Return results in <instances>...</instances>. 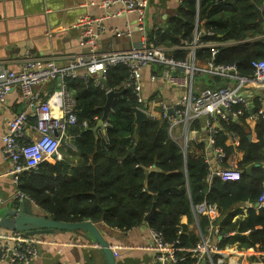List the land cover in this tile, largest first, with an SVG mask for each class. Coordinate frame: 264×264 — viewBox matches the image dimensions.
<instances>
[{
    "label": "trees",
    "instance_id": "trees-1",
    "mask_svg": "<svg viewBox=\"0 0 264 264\" xmlns=\"http://www.w3.org/2000/svg\"><path fill=\"white\" fill-rule=\"evenodd\" d=\"M263 3L264 0H199V3L184 0L178 12L167 20L166 26L158 31L152 30L149 39L164 47H173L182 40L192 41L199 10L200 25L213 32L202 40L223 42L217 46L215 64H235L241 76L252 77V62L264 58V24L257 23L254 9V4L261 7ZM213 49H199L197 62L210 61ZM168 55L178 61L185 58L182 50H171ZM204 74L208 77L196 78L197 82H205L204 87L218 86L223 82L221 78ZM128 78V69L117 66L107 73L108 88L96 85L97 76L89 77L88 82L66 79L67 88L77 102L79 124L70 134L76 136L73 144L77 151L72 150L74 154H71L72 158L78 159L79 165L72 167L69 160H62L56 166L43 164L36 172L23 173L18 189L33 199L43 214L57 221H91L122 232L146 222L157 195L158 210L149 220V227L166 241L178 242L183 249L194 248L201 236L188 231V225L181 223L182 217L187 216L192 223L197 205L217 204L218 219L214 224L219 225L224 235L237 231L234 236L226 235L219 247L238 241L242 247L264 253V209L251 207L243 221L235 222L233 218L238 211H231L241 203L255 205L263 189L264 117L261 113L254 110V114L259 115L256 142L249 139L245 122L248 112L238 121L220 122L216 144L226 154L222 168L231 166L229 158L234 154V149L226 144L229 135L239 137V149L245 153L236 165L242 174L240 180L223 181L210 174V155L205 138L189 142L185 151L172 137L167 119L149 118L139 136L133 138L136 129L134 108L138 104L132 89L125 87ZM109 90L123 91V94L113 103L105 133L95 136L91 128L103 115L101 107L107 102ZM83 121L88 123L87 128L81 127ZM134 147L135 151L128 154ZM254 164L260 165L256 167ZM250 166H253L252 171L247 173ZM196 220L204 232L210 220L206 216H199ZM179 256L185 257L179 264L195 263L185 251ZM219 257H213L214 264Z\"/></svg>",
    "mask_w": 264,
    "mask_h": 264
},
{
    "label": "built area",
    "instance_id": "built-area-1",
    "mask_svg": "<svg viewBox=\"0 0 264 264\" xmlns=\"http://www.w3.org/2000/svg\"><path fill=\"white\" fill-rule=\"evenodd\" d=\"M178 1L180 4L184 2V0ZM196 1L199 3V0ZM148 5L149 0H101L102 8H119L115 16L135 15V25H126L124 29L116 27L108 29L102 19L81 18L77 26L83 27L82 44L88 46V52L86 55L70 56L66 66L60 67L55 59L45 60L28 49L18 59L16 69H0V102H5L12 89L19 85L24 96L31 101L36 116V122H32L29 112L17 113L8 121L7 133L0 135L3 142L2 155L11 165L9 175L16 187L15 199L20 205L29 202L32 206H38L33 199L18 189L23 173L36 172L43 164L56 166L63 159L62 145L77 151L74 144L69 141L76 137L70 134V131L79 124L76 114L77 102L67 88L66 79H81L88 82L90 76L81 74L80 69L99 72L96 85L105 88L101 79L106 80L108 71L117 66L126 67L129 78L125 87L134 92L137 108L145 111L149 118L153 119H158L156 114L158 108L160 118L170 122L171 135L176 125L184 121L189 124L200 117H207L205 140L208 149L212 151V159H215L220 166L217 170L211 168V176L217 175L223 181L240 180L242 174L236 165L231 163L229 168H222L221 163L226 154L224 149L216 144V135L221 129V121L238 119L249 112L252 102L244 95L245 92L263 87L259 97L264 102V58L252 62L254 69L252 77L241 76L235 64H215L214 57L218 54V45H211V42L202 40V37L211 36L213 32L204 30L200 25L199 10L196 13V28L192 41L182 40L173 47L157 45L149 39V36L152 30L158 31L160 27L153 26L151 30L147 29ZM260 10L264 12V5ZM107 30L119 39L131 38L134 32H139L142 39L138 45L129 49L101 51L98 49V39ZM205 47L214 49L212 59L202 68L197 65L196 52ZM171 50L184 51V60L178 61L173 56H169L168 52ZM151 65H158L161 68L158 74L151 76L153 82L164 81L183 90L177 100L148 101L144 97L142 71ZM182 73L184 78L180 77ZM201 73L221 78L223 82L218 86L199 88L195 84V78ZM51 81H56L58 88L47 100L39 102L33 87L43 86ZM170 111L173 113L170 114ZM261 115L264 117V114ZM253 118H255L253 114L248 116V119ZM81 127L87 128L88 123L83 121ZM256 204L258 210L264 209V184ZM218 211L217 204L201 203L194 208V215L196 218L206 216L210 223L214 224L218 219ZM150 236L158 264H179L185 260V257L179 256V253L184 251L195 260L194 264H208L207 258L212 261L211 255L218 248L216 245H211L209 239L203 236L191 249L180 248L178 242L166 241L153 229ZM38 254V241L33 236L19 231L0 234V260L9 264H29Z\"/></svg>",
    "mask_w": 264,
    "mask_h": 264
},
{
    "label": "crops",
    "instance_id": "crops-1",
    "mask_svg": "<svg viewBox=\"0 0 264 264\" xmlns=\"http://www.w3.org/2000/svg\"><path fill=\"white\" fill-rule=\"evenodd\" d=\"M100 1L0 0V69H16L18 59L28 49L36 52L45 60L55 59L56 64L60 67L66 66L69 62V57L72 55H86L88 46L82 44L81 33L83 27L77 26L81 18L102 19L108 29L114 27L124 29L126 25H135V15L115 16L119 8H102ZM180 5L178 0H149L147 8L149 24L164 28L167 20L178 12ZM258 7L260 9V6ZM262 14L264 17V12ZM262 24H264V21ZM141 39L142 35L139 32L134 33L131 38L119 39L107 30L98 39V49L108 52L125 50L138 45ZM222 43L213 41L211 45H221ZM207 64V61L197 62V65L202 68L206 67ZM159 69L161 68L158 65H151L142 71L144 97L148 101L177 100L183 93L181 88L164 81L153 82L151 80V76L158 74ZM80 73L87 74L90 77L99 75V72L93 73L86 69H80ZM180 77L184 78V74L182 73ZM196 78V86L203 88V83L205 82H197ZM57 88L58 83L51 81L43 86L33 87V92L39 97V102H42L47 100ZM262 90L263 87H259L245 92L246 97L251 99L254 105L253 115L255 118L248 119L247 117L245 120L250 134L249 139L253 142L257 141L256 127L259 121V115L254 114V110L257 109L258 112L264 114V102L259 97ZM255 100L258 102L256 103ZM21 111L29 112L31 121L36 122L35 111L31 107V101L24 96L21 86L16 85L7 96L5 102H0V135L7 133L8 121ZM248 113L249 115L251 114L250 112ZM156 114L159 119L160 112L158 108L156 109ZM238 120L239 118L233 119V121ZM193 125L194 128H192ZM198 127H200V130ZM103 134L102 131L99 132V135ZM172 135L182 144L186 151L189 142L206 138L207 117H200L189 124L184 121L176 125ZM74 139L72 138L69 141L73 143ZM226 144L234 149V154L230 156L229 162L237 165L245 155L244 151L239 149V137L229 135ZM2 147L3 142L0 138V208L1 213H4L15 206L20 207V204L15 199L16 187L9 175L11 165L4 159ZM67 149L70 150V153L67 158L62 160H69L72 167L78 166V159L72 158L71 153L74 154V152L69 148ZM213 160L210 156L211 168L212 170H217L220 166L217 161ZM251 207H256V204L247 202L234 207L231 211H238V213L234 216L233 222L243 221ZM33 208L37 214L44 215L38 206H33ZM181 223L188 225V231H194L200 236L208 238L211 245L218 247L211 255L212 261L207 258L206 262L208 264H211V262L214 264V256H220L217 264H264V253L258 252L251 247H242L238 241L228 244L224 248L219 247L220 241L226 235L234 236L237 231L224 235L221 233L218 224L209 223L207 229L202 232L195 215L192 223L189 222L187 216L182 217ZM145 224L146 222L125 232L106 226L110 229L106 239L116 254L118 264H158L156 254L152 249L151 228L149 224L148 227L144 226ZM9 233L10 230L0 227V234ZM89 237L84 231H57L54 234L33 236L38 241L39 254L29 264H107L98 245ZM0 264L9 263L0 260Z\"/></svg>",
    "mask_w": 264,
    "mask_h": 264
},
{
    "label": "water",
    "instance_id": "water-1",
    "mask_svg": "<svg viewBox=\"0 0 264 264\" xmlns=\"http://www.w3.org/2000/svg\"><path fill=\"white\" fill-rule=\"evenodd\" d=\"M254 9L258 18L257 23L262 24L264 21V17L261 10L256 4H254ZM101 82L105 88H108V84L105 79H101ZM122 94L123 91L109 90L107 92V102L103 107H101L103 115L98 120L97 124L93 128H91V131L95 134V136H98L100 131L105 133L110 115L113 112V103L115 99L120 98ZM245 94L246 93H244V95ZM253 108L254 105L251 104V107L249 109V112L251 114H253ZM169 113L172 114L173 111H170ZM134 114L136 129L133 138H137L140 134L144 122L149 120V116L145 111L137 107L134 108ZM134 151L135 147L131 149L128 154H131ZM208 153L210 156H212V151L210 148L208 149ZM213 161H215V159ZM253 166L258 167L259 164H254ZM253 166L247 168V173H251ZM219 168L220 167H218V169ZM157 202L158 196L155 195L152 211L146 217V224L144 225L146 227H148L149 220L154 216V214L158 210ZM0 227L8 229L10 231L24 232L28 236L54 234L57 231H84L90 236L89 238L98 245L99 249L101 250L102 254L106 259L107 264H118L117 257L115 256L112 248L110 247L109 241L106 239L107 233L110 231V229L106 226H101L98 223H94L91 221H84L78 223L57 221L45 214H37L34 211V208L31 203L24 202L20 205V207L15 206L11 209L6 210L4 213H1L0 208Z\"/></svg>",
    "mask_w": 264,
    "mask_h": 264
},
{
    "label": "rangeland",
    "instance_id": "rangeland-1",
    "mask_svg": "<svg viewBox=\"0 0 264 264\" xmlns=\"http://www.w3.org/2000/svg\"><path fill=\"white\" fill-rule=\"evenodd\" d=\"M152 27H153V25H150V24H149V25L147 26V29H148V30H151ZM134 33H136V32H134ZM134 33H133V34H134ZM140 34H141V33H140ZM207 77H208L207 75H205L204 73H201V75H198L197 79H203V78H207ZM34 87H35V86H34ZM61 152L63 153L64 157L67 158L68 154L70 153V150H68V149L66 148L65 145H62V147H61Z\"/></svg>",
    "mask_w": 264,
    "mask_h": 264
}]
</instances>
